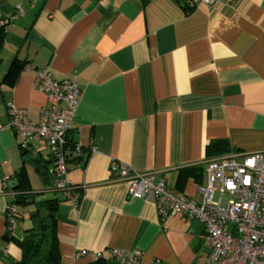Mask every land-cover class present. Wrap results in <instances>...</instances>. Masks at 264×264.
<instances>
[{"label":"crops","instance_id":"crops-1","mask_svg":"<svg viewBox=\"0 0 264 264\" xmlns=\"http://www.w3.org/2000/svg\"><path fill=\"white\" fill-rule=\"evenodd\" d=\"M188 5L0 0V13L16 14L0 49V264L21 258L18 241L32 222L18 202L15 226L5 222L22 165L31 191L34 169L44 183L39 191L48 192H34L35 200L58 199L63 261L85 264L95 250L108 254L119 247L139 248L144 262L160 257L163 264H201L202 222L179 212L159 217L152 200L129 195L126 182L109 170L117 159L198 198L208 159L264 147V0ZM15 58L25 63L6 77ZM27 63L45 66L56 78L74 77L81 88L69 139L82 150L66 161L69 182L83 195L76 207L52 186L54 161L44 141L21 147V136L6 126L8 102L28 107L32 120L45 104ZM28 160L39 161L46 173ZM82 248L87 255L75 258Z\"/></svg>","mask_w":264,"mask_h":264},{"label":"built area","instance_id":"built-area-1","mask_svg":"<svg viewBox=\"0 0 264 264\" xmlns=\"http://www.w3.org/2000/svg\"><path fill=\"white\" fill-rule=\"evenodd\" d=\"M185 1L190 5L210 6L232 0ZM15 15L0 13V27L4 31ZM27 67L33 71L32 86L45 93V104L40 107L38 119L32 120L28 107L8 102L6 126L21 136V147L34 139L44 141L54 161L52 186L63 191L76 207L83 195L69 182L66 161L68 155L78 157L82 150L81 143L76 141L68 154L69 131L81 88L74 77L56 78L45 66L27 63ZM90 149L95 152V145ZM109 170L113 179L126 182L129 195L152 200L159 217L179 212L186 218L202 222L204 259L201 264H264V147L208 159L206 183L198 185V198L175 189L164 177L156 178L152 171L135 169L117 159L110 161ZM20 215L14 199L6 206L5 222L14 227ZM87 253L84 248L78 249L74 257ZM92 256H109L117 264H163L160 257L142 261L139 248L112 247L108 254L95 250Z\"/></svg>","mask_w":264,"mask_h":264},{"label":"trees","instance_id":"trees-1","mask_svg":"<svg viewBox=\"0 0 264 264\" xmlns=\"http://www.w3.org/2000/svg\"><path fill=\"white\" fill-rule=\"evenodd\" d=\"M179 1V0H178ZM189 4L185 0H180ZM189 6V5H188ZM5 31L0 27V49L4 42ZM1 62V57H0ZM25 61H19L15 58L9 65V71L6 77H12L17 74ZM72 142L68 140V154H71ZM25 153L24 150L21 151ZM69 156V155H68ZM37 168H44L39 161H35ZM16 180L12 185L17 190L16 201L19 204L33 203L34 207L29 211L31 224L24 228V235L19 244L22 250V256L19 260H10L7 264H70L63 261L56 237V219L55 211L57 209L58 199L49 197L40 200L34 199V192L28 180L27 171L22 165L16 171ZM44 210V213H43ZM85 264H117L114 260H107L105 257H98Z\"/></svg>","mask_w":264,"mask_h":264},{"label":"rangeland","instance_id":"rangeland-1","mask_svg":"<svg viewBox=\"0 0 264 264\" xmlns=\"http://www.w3.org/2000/svg\"><path fill=\"white\" fill-rule=\"evenodd\" d=\"M41 179V176H40V174L38 173V171H36V170H31V183H32V187H34V192H35V195H38V194H40V195H43V194H45V193H48V192H41V190L39 191V188H41L42 187V185H44V183H42V180H40ZM26 205V204H25ZM23 205V204H19V209L21 210V211H23L24 212V219H26V215L29 213V211H30V204L29 205Z\"/></svg>","mask_w":264,"mask_h":264},{"label":"water","instance_id":"water-1","mask_svg":"<svg viewBox=\"0 0 264 264\" xmlns=\"http://www.w3.org/2000/svg\"><path fill=\"white\" fill-rule=\"evenodd\" d=\"M29 163H31V165H33L34 167L38 166L33 160H28ZM44 174L46 173V170L43 168V169H40ZM13 182V181H12ZM43 213H44V210H43Z\"/></svg>","mask_w":264,"mask_h":264}]
</instances>
